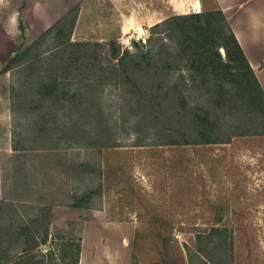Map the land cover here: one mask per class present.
I'll return each mask as SVG.
<instances>
[{
    "label": "rangeland",
    "instance_id": "1",
    "mask_svg": "<svg viewBox=\"0 0 264 264\" xmlns=\"http://www.w3.org/2000/svg\"><path fill=\"white\" fill-rule=\"evenodd\" d=\"M162 2L0 0V264H190L197 233L215 225L234 234L232 264H264V135L159 145L187 125L186 111L170 124L161 106L138 107L119 85L110 41L133 51L159 45L170 32L154 24L123 34L120 13L141 17ZM42 7L53 15L43 16ZM68 35L99 41L101 56L89 60L82 47L60 46ZM190 66L179 61L170 74L187 102L203 105L208 76ZM209 79L230 85L218 75ZM54 109L66 125L92 109L116 145L69 147L62 140L53 148ZM58 133L67 138L70 131Z\"/></svg>",
    "mask_w": 264,
    "mask_h": 264
},
{
    "label": "trees",
    "instance_id": "2",
    "mask_svg": "<svg viewBox=\"0 0 264 264\" xmlns=\"http://www.w3.org/2000/svg\"><path fill=\"white\" fill-rule=\"evenodd\" d=\"M68 16L69 14H66L56 26L63 24L64 20L67 21ZM160 25L168 26L167 30L170 32L157 46L155 44L146 48L144 44H136L133 51L130 49L121 51L117 39L110 41L111 58L118 60L119 85L127 96L136 101L138 107L146 106L153 112L157 106H161L164 116L165 112L167 116L169 115L165 119L170 124H180L178 119L183 118L184 111L187 113L185 116L188 120L182 122L187 125L175 128V125L172 126L171 129L174 128L172 132L177 130L180 132L171 133L175 135L174 138L158 142V144H222L230 143L235 136L264 135V89L245 57L223 11L216 9L172 14L155 24L156 27ZM73 26L74 23L71 24L69 32H72ZM53 30L54 27L43 34L42 39ZM70 35L60 46L65 44L67 47H82L89 60L93 56H101L99 41L72 42ZM29 50L30 47L25 51ZM16 60L17 57L13 58L2 71L8 72ZM179 61L186 62L187 65H191L190 67L199 64L198 72L208 76L203 79L204 86L200 89L203 105L193 106L192 103L187 102L183 92L173 82L174 75L170 72L173 68H177ZM213 75L226 79L230 85L220 84L218 80L219 85H215V82L209 79V76ZM54 89L55 87H52V90ZM245 108L252 110L255 114L244 115ZM57 111L54 109L51 112L54 115L52 123L55 133L48 137L51 139L53 148L58 147L62 140L70 141L71 143L67 144L69 147H81L84 144L89 147L116 145L114 137L108 130L105 132L104 128L96 126L92 109L88 110L89 115L82 119V122L78 118L68 122L67 125L58 121ZM156 118L157 123L160 122V116L156 115ZM168 128H165V131ZM61 129L70 131L66 134L69 140L59 135L58 131ZM225 132H228V135L222 136L221 133ZM81 200L75 204L77 207L83 206V200ZM45 240L43 242H46ZM196 240L197 248H189L190 264H222L225 256L227 260L225 264L233 263L234 234L227 227L215 225L209 231L197 233ZM64 250V244L61 243L60 251ZM213 252L221 257V262L215 258ZM79 255L80 249L77 250L75 262H78ZM150 264H161V262Z\"/></svg>",
    "mask_w": 264,
    "mask_h": 264
},
{
    "label": "crops",
    "instance_id": "3",
    "mask_svg": "<svg viewBox=\"0 0 264 264\" xmlns=\"http://www.w3.org/2000/svg\"><path fill=\"white\" fill-rule=\"evenodd\" d=\"M110 1L113 4L116 2ZM162 3L158 8L147 7V13L141 17L127 12L120 13L118 25L121 32H139L144 25L150 27L165 19L170 11L171 14H187L221 9L264 89V0H163ZM41 9L46 17L54 13L51 8Z\"/></svg>",
    "mask_w": 264,
    "mask_h": 264
}]
</instances>
